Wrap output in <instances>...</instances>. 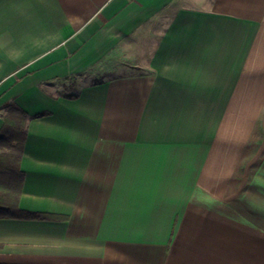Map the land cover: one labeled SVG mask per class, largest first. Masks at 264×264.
<instances>
[{"label":"crops","instance_id":"crops-1","mask_svg":"<svg viewBox=\"0 0 264 264\" xmlns=\"http://www.w3.org/2000/svg\"><path fill=\"white\" fill-rule=\"evenodd\" d=\"M10 101L50 216L0 217V264H264V0H0Z\"/></svg>","mask_w":264,"mask_h":264},{"label":"trees","instance_id":"trees-1","mask_svg":"<svg viewBox=\"0 0 264 264\" xmlns=\"http://www.w3.org/2000/svg\"><path fill=\"white\" fill-rule=\"evenodd\" d=\"M66 79V78H65ZM69 79V78H67ZM73 78H70L72 80ZM76 98L77 94H69ZM3 126L0 129V217L9 218H44L50 215L23 210L20 206L25 174L21 169L25 143L28 136L30 115L21 105L10 101L4 106ZM261 118L258 121L247 148L232 177V186L239 182L245 169V162L252 156L263 136L260 130Z\"/></svg>","mask_w":264,"mask_h":264},{"label":"rangeland","instance_id":"rangeland-1","mask_svg":"<svg viewBox=\"0 0 264 264\" xmlns=\"http://www.w3.org/2000/svg\"><path fill=\"white\" fill-rule=\"evenodd\" d=\"M248 163H249V162H248ZM248 163H247V164H248Z\"/></svg>","mask_w":264,"mask_h":264}]
</instances>
